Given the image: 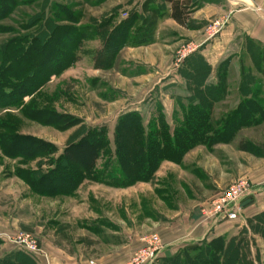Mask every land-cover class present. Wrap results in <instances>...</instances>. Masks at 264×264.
<instances>
[{
	"label": "rangeland",
	"instance_id": "obj_1",
	"mask_svg": "<svg viewBox=\"0 0 264 264\" xmlns=\"http://www.w3.org/2000/svg\"><path fill=\"white\" fill-rule=\"evenodd\" d=\"M15 2L6 5L5 0L2 5L6 9H0L6 13L0 19V48L17 37L47 33L42 40L52 41L64 57L71 52L68 59L72 61L60 73L50 74L35 93L26 95L18 105L0 107V122H12L17 133L44 143L38 155L30 157L8 156L0 149V249L21 250L34 264H61L70 260L71 264H126L146 247L145 240L154 233L159 234L165 245L160 227L166 215H173L168 205L179 200L186 212L197 204L201 210L217 192L240 179L256 185L250 176L259 171L260 214L264 213V173H261L264 172V60L262 48L252 42L245 43L243 50L220 64L221 80L217 77L207 80L217 89V101H211V114L216 121L230 117L241 105L252 112L251 119L244 121L251 124L244 126L232 142L217 144L213 151L200 146L184 157L182 165L163 162L150 182L120 188L84 179L64 194L52 192L60 181L56 184L49 181L42 182L39 187L42 191L34 189L31 174L52 171L61 163L67 148L89 128H104L112 151L116 125L127 113L138 112L146 121L163 115L173 130L183 120L181 106L188 105L187 99L197 89L196 79L188 81L184 75L196 76L194 70L199 74L205 67L192 38L186 37L188 33L171 30L168 25L156 34L153 43L157 44L133 45L129 37L119 42L112 59H108L115 43L107 46L106 42L122 21H131L140 1L131 2V6L128 0ZM96 24L102 28L94 27ZM71 28L81 31L77 32L78 45L70 50L60 31ZM135 30L131 29L130 34ZM49 56L50 53L42 60L40 74L50 66L46 61ZM58 59L53 53L50 63ZM34 103L74 116L80 122L63 129L26 118L24 109ZM242 140L251 142L252 153L238 150ZM19 148L33 154L35 143L20 144ZM77 151L73 149L72 155L83 160L85 154ZM104 162V158L98 157L96 168L102 170ZM207 182L212 183L213 190L204 186ZM63 184L65 181L60 182ZM43 190L46 193H40ZM261 217L253 230L243 209L239 219L232 223L234 231L243 232L244 239L231 240L229 236L205 240L203 249L191 251L178 264H197L214 257L218 264H264V214ZM26 234L37 239V253L13 242ZM163 258L164 262L154 264L172 263L171 255Z\"/></svg>",
	"mask_w": 264,
	"mask_h": 264
},
{
	"label": "trees",
	"instance_id": "obj_2",
	"mask_svg": "<svg viewBox=\"0 0 264 264\" xmlns=\"http://www.w3.org/2000/svg\"><path fill=\"white\" fill-rule=\"evenodd\" d=\"M4 1L0 0V9L3 11L6 9L2 5ZM15 1L6 0V5H15ZM205 1L145 0L142 5V14L134 12L131 21H122L115 27V32H113L115 35H112V33L106 42L107 46L111 42L115 43L114 49L108 54V59H112L119 42L122 43L129 37L133 45L152 43L160 18L169 17L186 29H197L201 24H196L191 15ZM153 4H170V11L162 13V7L156 8L152 6ZM2 13L0 19L6 15V13ZM70 17L73 18L74 16L70 15ZM75 21L76 19H73V22ZM94 27L102 28L98 24ZM131 29L136 30L130 34ZM80 31L81 29L77 28L60 31L63 32L64 40H67L65 44L69 45L70 50L78 45L76 44L78 40L77 32ZM73 32H76V36H72ZM118 33V37L115 38ZM43 34L47 33H40V35L34 33L22 38L17 37L7 41L0 48V107L18 105L26 95L35 93L48 80L50 74L60 73L70 65L72 60L68 58L71 57L72 53L70 52V55L64 57L59 50H56V46L51 44L52 41L42 40ZM259 46L262 48L261 58L264 60V47ZM49 53L50 59L46 61L48 62L47 66H50L44 73L40 74L41 62ZM53 53L59 57L54 64L50 63ZM198 58L202 61L205 70L200 71L199 74L196 72L197 70H194L196 76L184 75L188 81L196 79L197 89L194 88L193 96L187 99L189 101L188 105L183 104L181 106L183 120L177 122L173 130L163 115L158 116L157 119L151 118L146 121L144 116L138 112L127 113L120 117L116 125L115 150L112 151L106 130L104 128H89L67 148L66 154L61 157V163H58L52 171L47 173L43 171L33 172L31 174L32 178L31 176L29 178L32 179L30 182L32 187L42 191L39 188L42 182L48 183L50 181L56 184L59 181H65L64 186L60 185L59 182L58 188L52 191L53 193L65 194L70 193L84 179H92L99 183L120 188L132 186L137 182H150L154 179L160 165L165 161L182 165L186 154L197 147L203 146L213 151V147L217 144L232 142L244 126L251 124L244 121L251 119L252 112L249 109H243L246 106L241 105L230 117H222L217 121L212 118L211 101H217L218 96H215L217 89L213 83L209 84L207 81L210 73H212V68L200 56ZM219 70L220 65L214 70V73L215 77L221 80ZM203 88L205 89L204 92L201 90ZM29 105H31V108L24 109V116L41 124H51L64 129L80 122L78 118L58 113L52 108L39 107L35 103ZM26 143H35L33 154H27L28 150L19 148L20 144ZM42 144L44 143L41 140L17 133L14 123L0 122V149L5 155L13 157L37 156ZM250 145V141L242 140L238 150L250 153ZM73 149L85 154L84 159L80 160L73 156L71 152ZM98 157L104 158L105 161L102 170L95 166ZM40 193H46V191L43 190ZM248 197L247 200L245 199L242 202L244 209L254 202L252 196ZM262 214L247 220L250 228L256 230V224L262 221ZM238 239H244V237L241 236ZM231 240L236 239L231 238ZM204 243L205 241L200 244H191L182 254L170 258L171 264H178L183 256L202 248ZM163 257L162 255L158 262H164L165 258ZM12 259L11 263L5 262V264H34L31 258L21 250L12 256ZM235 263H237L236 259ZM197 264H218V261L214 257L211 261H200Z\"/></svg>",
	"mask_w": 264,
	"mask_h": 264
},
{
	"label": "crops",
	"instance_id": "obj_3",
	"mask_svg": "<svg viewBox=\"0 0 264 264\" xmlns=\"http://www.w3.org/2000/svg\"><path fill=\"white\" fill-rule=\"evenodd\" d=\"M136 1H140V4L135 10L137 13L142 14V5L145 0H128L129 6H131V2L134 3ZM152 6L156 8L162 7V13L170 11V4H153ZM256 6L264 7V0H206L191 15L196 24H201L200 27L197 29H186L172 18L163 17L158 21L156 34L161 33L166 28L165 25H168L174 31H179L180 29L181 31H186L188 33L186 37L192 38L191 41L194 44V48L198 51L197 54L212 68V73H210L208 80H214V70L231 54L238 50H243L245 43L248 44L252 41L264 47V18L254 11ZM226 17L229 20L224 29L216 36L210 38L207 32V24L212 19L218 20ZM156 34L155 38H157ZM180 34L182 36V32ZM157 43V41L155 43L152 42L144 47L153 46ZM195 149L187 153L185 159ZM164 163L170 162L166 161ZM250 179L257 184L255 185L254 193L249 195L254 198V202L245 207V219L247 218V220L260 215V211H262L260 202V171L250 176ZM204 186L210 190L214 189L211 182L205 183ZM194 199H197V196ZM179 202L177 200L176 203L167 206L173 212V215H166L161 223L160 229L165 243L164 256H176L181 254L191 244H200L205 240L210 241L218 237L227 238L229 236V238H239L244 235L243 232H239V234L238 231H234L236 227H234L235 223L232 222H222L216 226L202 223L200 204L193 205V209L186 212L181 209ZM240 227L238 226L237 228ZM0 246L2 245L0 244ZM17 252L19 250L0 249V264L11 263L13 260L12 256ZM61 264H71V260Z\"/></svg>",
	"mask_w": 264,
	"mask_h": 264
},
{
	"label": "built area",
	"instance_id": "obj_4",
	"mask_svg": "<svg viewBox=\"0 0 264 264\" xmlns=\"http://www.w3.org/2000/svg\"><path fill=\"white\" fill-rule=\"evenodd\" d=\"M254 11L264 18L263 6L254 7ZM228 20V17H226L210 23L207 26L209 37H214L220 33ZM255 189V185L250 184L246 179H240L224 190H220L207 205L201 207L202 222L210 226H216L222 222L237 221L244 209L242 205L243 198L253 194ZM13 242L31 253H37L39 250L38 241L32 234H26L23 239L19 236ZM145 242H147L146 247L136 252L126 264H154L159 260L165 249L159 234H152Z\"/></svg>",
	"mask_w": 264,
	"mask_h": 264
}]
</instances>
